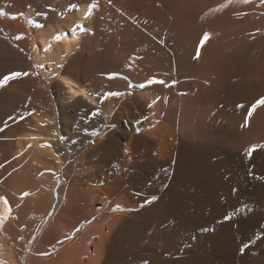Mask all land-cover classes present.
<instances>
[{"label":"bare ground","instance_id":"6f19581e","mask_svg":"<svg viewBox=\"0 0 264 264\" xmlns=\"http://www.w3.org/2000/svg\"><path fill=\"white\" fill-rule=\"evenodd\" d=\"M14 73L28 74L0 87V264H264V249L229 251L235 237L182 259L175 214L188 140L234 121L225 80L250 104L264 82V0H0V81Z\"/></svg>","mask_w":264,"mask_h":264},{"label":"rangeland","instance_id":"374dc122","mask_svg":"<svg viewBox=\"0 0 264 264\" xmlns=\"http://www.w3.org/2000/svg\"><path fill=\"white\" fill-rule=\"evenodd\" d=\"M233 80V78H227L225 80L227 91H223L224 93H226L224 94L222 92V95L226 97L223 98V100H221L222 98H219L217 100L218 102L216 103L217 105L219 103L221 104H219V107L217 108L220 109L221 106L225 109H223V111H225L226 118L230 117L234 121L230 123L229 126L228 122L224 119V122L221 123L223 129H220L222 131L218 130L217 132L214 130L215 133L217 132V134L219 135H216L214 131H210L212 133L211 134L209 132L210 136L209 133H207L208 135L206 134V136L209 138L202 137V140L201 136L197 135V138L194 139L196 137L195 135L193 136L194 138L191 137V139L188 140L189 142L186 141L187 145H191V159L194 160V162L191 160L194 163L193 164L191 162L193 165L192 168H196L194 166H196L198 162L201 161V163H199L200 166L197 165V168L194 169L195 172L197 169H199V167L201 168L202 165H204L205 162H203V160H206V163H209L208 165L205 164L202 167L205 172L202 169H199L197 170V173H194V170H192L191 168V177L184 173L181 175V198H179L178 201L179 206H176V208L179 209H176L175 214L178 217V221L180 220V223L183 224L181 225L178 223L179 228H181L183 232L186 231L185 233L182 232L183 235L180 234L181 237L179 238L180 241L186 240L185 243H182L178 248L177 254L180 255L182 259H185L187 256L191 257V253L193 252L226 251V249L230 247L229 243L227 241L225 242V240H229L230 237H235V239H232V241L234 240V245L236 242V246L233 247V250L230 248L229 251H233L235 255L239 256L241 259L247 260L248 258H251L249 257V253L251 256H253L259 253L261 249H264V129L256 132V134L254 135H248L251 132L250 129L252 122L250 121H255L257 119V103L261 99H264V82L253 81V85L251 84L250 86L251 89L249 92V96L253 97L254 101L251 104L247 102V104L246 102L242 101V94L239 90L240 88H235L236 81ZM202 83L205 86L208 84L207 87L210 86L208 81ZM251 91L253 92L251 93ZM222 95L220 94L218 96L223 97ZM240 98L241 100H239ZM230 99H234L233 101L235 102L230 101ZM222 102L224 105L222 104ZM253 107H255V111H252ZM261 121H263L261 123L264 124V120L261 119ZM260 135L262 138L261 141L254 140L256 138L260 139ZM247 138L249 139L248 141ZM250 138L251 140H253L252 142ZM237 140L239 142H237ZM246 141L248 142V144H245ZM201 147H203V149ZM195 148L201 149V151L203 150V155L201 154L200 150H197ZM253 148H255V151H250ZM196 150L198 152L200 151L199 153L202 156L199 153L198 154L200 156L198 154L196 155ZM206 152H208V154ZM196 156L200 159V161L199 159H196L198 161L197 163L195 162ZM203 156H206L208 160ZM205 168L208 169L206 170ZM243 191L245 192V194ZM244 196L248 197L246 198ZM180 205L182 208L180 207ZM198 208L201 209L200 213L202 216L200 214H196V210ZM213 208H220L225 213L223 212L220 218L217 219L218 223L215 220V223L217 224H214V221H212V225H210V222H208V218L209 216H211V212L214 210ZM182 215L185 218L187 215L188 216L184 220V217H182ZM188 217H190L191 219ZM195 217L196 219L198 217V220H196ZM181 219L184 221V223L183 221H181ZM172 220H174L173 222L175 223V220H177V218L173 217ZM207 222L209 223V225ZM204 223H207V225L200 229V227L198 226H201ZM195 225L196 227H198V229L194 227ZM182 226L184 227L183 229ZM199 232L200 235L206 239L204 241H200L201 243L195 238L196 235L199 234ZM248 236H250V241H245V243L242 242L243 239Z\"/></svg>","mask_w":264,"mask_h":264},{"label":"snow or ice","instance_id":"6c2138e0","mask_svg":"<svg viewBox=\"0 0 264 264\" xmlns=\"http://www.w3.org/2000/svg\"><path fill=\"white\" fill-rule=\"evenodd\" d=\"M74 7H75V6H74ZM95 7H96L95 4H92V5L89 6V12L86 14V17L91 15V10H92L93 8H95ZM208 38H209L208 35L205 34V36H204V40L207 41ZM27 74H28V73H14V74H12V75H10V76H6V77H4V79H3L2 81H0V87H4V86H6L7 83H8L10 80L14 79V78H17V77L22 76V75H27ZM258 104H259V105H264V99H261L260 101H258ZM252 111H255V107H253ZM250 151H255V148L251 149ZM0 201H3L4 204H7V203H8L7 200H6L4 197H0ZM9 211H10V210H9Z\"/></svg>","mask_w":264,"mask_h":264}]
</instances>
